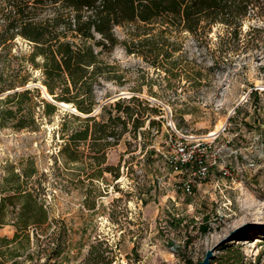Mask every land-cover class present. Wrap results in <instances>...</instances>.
I'll return each instance as SVG.
<instances>
[{
    "label": "rangeland",
    "instance_id": "rangeland-1",
    "mask_svg": "<svg viewBox=\"0 0 264 264\" xmlns=\"http://www.w3.org/2000/svg\"><path fill=\"white\" fill-rule=\"evenodd\" d=\"M223 32L218 25L208 38L178 35V52L167 62L173 76L121 46L105 55L112 72L96 90L95 115L121 100L120 114L129 106L138 112L134 118L144 112L143 124L136 139L133 132L94 140L98 129L90 123L88 140L72 144L76 162L62 152L66 138L85 128L83 121H66L70 112L78 114L74 106L57 105L46 115L43 85L33 83L39 71L16 89L40 88L34 98L38 126L0 128V176L10 170L24 175L49 213L29 232L32 260L22 251L16 264L197 263L244 225L216 258L242 254L244 264H264V19L246 21L240 48L221 55ZM117 33L124 38L121 28ZM249 40L258 46L246 48ZM16 43L15 51H29L27 42ZM253 90L258 94L250 98ZM112 126L120 134L121 126ZM180 141L210 167L191 194L183 186L189 172L176 173L168 164ZM106 142L112 146L103 151ZM15 222L10 216L0 237L13 239ZM25 245L20 237L11 248Z\"/></svg>",
    "mask_w": 264,
    "mask_h": 264
},
{
    "label": "trees",
    "instance_id": "trees-1",
    "mask_svg": "<svg viewBox=\"0 0 264 264\" xmlns=\"http://www.w3.org/2000/svg\"><path fill=\"white\" fill-rule=\"evenodd\" d=\"M262 18L264 0H0V94L15 90L0 99V128L10 126L18 131L37 128L34 107L38 105L34 98L40 97V88L16 89L26 87L34 77L33 72L39 71L33 83L41 81L55 102L73 105L80 113L70 112L66 121L73 118L85 124L83 130L66 138L62 152L68 160L78 161V156L71 154L72 144L78 146L77 143L88 140L90 123L98 129L94 140L121 139L133 132L136 139L144 112L134 118L138 112L129 106L121 115V100L102 106L99 115L88 116L99 106L96 90L112 72L105 55L121 46L128 54L142 57L173 76L175 68L167 67V62L178 52V35L188 33L196 39L208 38L215 26L222 25L224 32L219 36L222 55L240 48L246 21ZM118 28L124 34L123 39L117 33ZM249 29L259 30L255 26ZM19 39L27 42L28 52L14 50ZM257 43L249 40L246 48L257 47ZM257 91L253 90L250 98ZM42 102L46 115L57 112L58 106L53 102ZM131 124L133 130L129 129ZM112 125L121 126L120 134L110 130ZM64 133L66 137L63 129ZM110 146L111 142L101 144V150ZM23 176L13 170L0 176V229L9 225L10 216L15 217L17 228L13 239L0 237V264H9L21 257L22 251H30V230L49 218L35 189L21 179ZM20 237H26V245L11 248ZM220 247L226 250L230 246ZM27 258L32 260L31 251ZM244 261L242 254L229 253L220 260L215 256L211 264H244Z\"/></svg>",
    "mask_w": 264,
    "mask_h": 264
},
{
    "label": "built area",
    "instance_id": "built-area-1",
    "mask_svg": "<svg viewBox=\"0 0 264 264\" xmlns=\"http://www.w3.org/2000/svg\"><path fill=\"white\" fill-rule=\"evenodd\" d=\"M203 157L204 155L196 156L187 151L183 141L176 144V155L168 157V164L176 173L189 172V177L183 184L184 190L189 194L193 191L194 181L206 179L209 175L210 167ZM190 165L193 166L189 167Z\"/></svg>",
    "mask_w": 264,
    "mask_h": 264
},
{
    "label": "water",
    "instance_id": "water-1",
    "mask_svg": "<svg viewBox=\"0 0 264 264\" xmlns=\"http://www.w3.org/2000/svg\"><path fill=\"white\" fill-rule=\"evenodd\" d=\"M46 100L47 101H50V102H53L55 105H57L54 102V100H49L48 98ZM96 113L97 112L95 111V112H93L92 114H90L88 116H94ZM246 227H248V225H244V226L236 229L229 237H227L222 242H220V244H218V245L214 246L213 248L209 249L206 252V255L204 256V258L200 262H198L197 264H211V261L215 258V253H216V251H218L219 247L221 245L225 244L226 242L231 241L241 230L245 229Z\"/></svg>",
    "mask_w": 264,
    "mask_h": 264
},
{
    "label": "bare ground",
    "instance_id": "bare-ground-1",
    "mask_svg": "<svg viewBox=\"0 0 264 264\" xmlns=\"http://www.w3.org/2000/svg\"><path fill=\"white\" fill-rule=\"evenodd\" d=\"M41 89H42V92H43V95L45 98H48L49 100H53V97L48 93L45 86H41ZM57 105H60V107H62L64 109H73L69 104L62 103V104H57ZM73 110H74V112H77L78 114H80L75 108Z\"/></svg>",
    "mask_w": 264,
    "mask_h": 264
}]
</instances>
